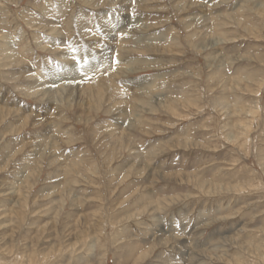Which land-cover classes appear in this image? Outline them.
<instances>
[{
  "label": "rangeland",
  "instance_id": "1",
  "mask_svg": "<svg viewBox=\"0 0 264 264\" xmlns=\"http://www.w3.org/2000/svg\"><path fill=\"white\" fill-rule=\"evenodd\" d=\"M0 114V264H264V0H0Z\"/></svg>",
  "mask_w": 264,
  "mask_h": 264
},
{
  "label": "bare ground",
  "instance_id": "2",
  "mask_svg": "<svg viewBox=\"0 0 264 264\" xmlns=\"http://www.w3.org/2000/svg\"><path fill=\"white\" fill-rule=\"evenodd\" d=\"M56 81H57V80H56ZM106 81H107V80H106ZM103 82H104V81H103ZM103 82H102V83H103ZM109 82H110V80H109ZM111 82H112V81H111ZM106 83H108V81H107ZM106 83H105V84H106ZM34 84H35V83H34ZM34 84H33V85H34ZM36 84H37V83H36ZM38 84H39V83H38ZM103 84H104V83H103ZM105 84H104V85H105ZM110 84H111V83H110ZM100 85H101V84H100ZM104 85H103V86H104ZM34 86H35V85H34ZM106 86H108V85L106 84ZM111 86H112V85H111ZM111 86H110V87H111ZM45 87H46V85H45ZM49 87H50V86H49ZM100 87H101V86H100ZM100 87H99V88H100ZM35 88H36V87H35ZM35 88H34V89H35ZM39 88H40V87H39ZM99 88H97L98 91H99ZM112 88H114V87H112ZM97 89H96V90H97ZM101 89L103 90L104 88L102 87ZM105 89H106V88H105ZM108 89H109V88H108ZM108 89H106V90H108ZM45 90H46V89H45ZM49 90H50V89H49ZM114 90H115V89H114ZM114 90L112 89V91H114ZM38 91H39V90H38ZM40 91H41V90H40ZM47 91H48V90H47ZM100 91H101V90H100ZM100 91H99V92H100ZM36 92H37V91H36ZM43 92H44V91H43ZM95 92H97V91H95ZM101 92H102V91H101ZM103 92H104V91H103ZM47 93H49V92H47ZM47 93L45 92V94H47ZM51 93H53V92L51 91ZM69 93H70V92H69ZM109 93H112V92H110V90H109ZM113 93H114V92H113ZM84 94H85V93H84ZM92 94H94V93H92ZM97 94H98V92H97ZM114 94L116 95V93H114ZM114 94H113V95H114ZM40 95H41V94H40ZM42 95H43V94H42ZM89 95H90V94H89ZM94 95H95V94H94ZM101 95H102V94H101ZM104 95H105V92H104ZM91 96H92V95H91ZM37 97H38V96H37ZM37 97H36V98H37ZM92 97H93V96H92ZM99 97H100V96H99ZM102 97H103V96H102ZM105 97H106V96H105ZM95 98H96V97H95ZM107 98H108V97H107ZM109 98H110V97H109ZM39 99H40V98H39ZM97 99H98V98H97ZM97 99H96V100H97ZM99 99L102 100L101 97H100ZM40 100H41V99H40ZM42 100H43V98H42ZM93 100H94V99H93ZM97 102H98V101H97ZM93 103H94V102H93ZM95 104H96V103H95ZM1 113H2V112H1ZM3 113H4V112H3ZM0 115H1V114H0ZM1 116H3V115H1Z\"/></svg>",
  "mask_w": 264,
  "mask_h": 264
}]
</instances>
